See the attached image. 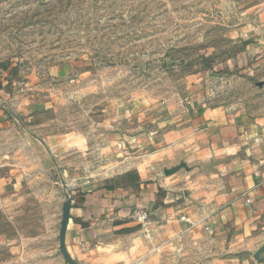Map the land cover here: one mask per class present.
I'll return each instance as SVG.
<instances>
[{
	"label": "rangeland",
	"instance_id": "obj_1",
	"mask_svg": "<svg viewBox=\"0 0 264 264\" xmlns=\"http://www.w3.org/2000/svg\"><path fill=\"white\" fill-rule=\"evenodd\" d=\"M263 41L264 0H0L1 89L22 101L13 109L44 102L0 133V182L21 177L0 201V264H70L58 237L66 198L71 218L94 219L92 245L68 251L79 264H219L204 232L161 230L180 213L162 215L169 194L188 191V168L141 118L206 86L211 105L263 113L264 71L248 52ZM145 189L152 206L124 215L100 200Z\"/></svg>",
	"mask_w": 264,
	"mask_h": 264
},
{
	"label": "crops",
	"instance_id": "obj_2",
	"mask_svg": "<svg viewBox=\"0 0 264 264\" xmlns=\"http://www.w3.org/2000/svg\"><path fill=\"white\" fill-rule=\"evenodd\" d=\"M248 52L254 56L250 70L264 71V41L252 45ZM206 88L182 93L177 105L168 108L164 115L141 118L142 125L148 121L156 124L157 131L150 133L155 141L179 152L175 162L183 160L188 168L178 174L182 178L178 183L188 182V191L184 192L183 186L177 193L169 194L167 200L174 202L167 204L162 215L180 213L173 214L175 219L164 223L161 230L170 235L204 232L220 249L216 254L219 264H264V112H255L244 105L233 108L211 105ZM4 92L0 85V133L17 131L19 122L29 120L42 109L44 102L33 96L13 109V103L22 101ZM144 134L147 137L145 131L140 136ZM186 176L188 179H183ZM20 182L21 177L13 175L1 181L0 201L7 190L13 193ZM100 200L107 201L119 216L134 205L152 206L154 192L145 189L133 195L114 191L109 198ZM197 207L203 211H195ZM77 214L83 215L84 211L77 210ZM88 219L86 215L69 218L65 236L69 252L77 253L81 245H92L94 232L88 228L94 219ZM211 247H204L207 249L204 256H212Z\"/></svg>",
	"mask_w": 264,
	"mask_h": 264
},
{
	"label": "water",
	"instance_id": "obj_3",
	"mask_svg": "<svg viewBox=\"0 0 264 264\" xmlns=\"http://www.w3.org/2000/svg\"><path fill=\"white\" fill-rule=\"evenodd\" d=\"M70 208H71V200L69 198H66L63 203L62 219H61V225H60L59 236H58L59 237V249L66 261H68L70 264H79L70 255V253L67 250L66 243H65L66 230H67V225H68L69 218H70Z\"/></svg>",
	"mask_w": 264,
	"mask_h": 264
},
{
	"label": "built area",
	"instance_id": "obj_4",
	"mask_svg": "<svg viewBox=\"0 0 264 264\" xmlns=\"http://www.w3.org/2000/svg\"><path fill=\"white\" fill-rule=\"evenodd\" d=\"M146 215H147V213L145 211H143V210L135 211V216H137V218L140 219V220H143L146 217Z\"/></svg>",
	"mask_w": 264,
	"mask_h": 264
}]
</instances>
